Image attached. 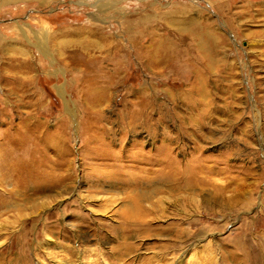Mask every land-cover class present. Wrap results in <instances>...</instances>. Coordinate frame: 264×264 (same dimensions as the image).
<instances>
[{"label": "rangeland", "instance_id": "374dc122", "mask_svg": "<svg viewBox=\"0 0 264 264\" xmlns=\"http://www.w3.org/2000/svg\"><path fill=\"white\" fill-rule=\"evenodd\" d=\"M0 202V264H264V0H0Z\"/></svg>", "mask_w": 264, "mask_h": 264}, {"label": "bare ground", "instance_id": "6f19581e", "mask_svg": "<svg viewBox=\"0 0 264 264\" xmlns=\"http://www.w3.org/2000/svg\"><path fill=\"white\" fill-rule=\"evenodd\" d=\"M201 41V39H200ZM162 53V54H161ZM156 52V54L151 55V60H155L154 62H157L158 64L161 62L162 57L165 55L163 52ZM203 57L207 60L211 58L212 52L204 48ZM164 58V57H163ZM210 68V67H209ZM202 81V80H201ZM203 89V88H202ZM201 95V94H200ZM204 97V95H203ZM136 121H133V125L135 126ZM52 138V136H49V140ZM168 154V153H167ZM167 154H157L158 156L150 162V165L161 167V169H157L153 171L154 177L152 179H147L145 181V185H143L141 189V194L139 198H149V196L152 194H158L161 189L162 183H167L170 185L173 190L177 189H188L191 187V183L196 177L197 169H195L192 166H186V167H180L174 160L171 159V157L167 156ZM12 171L13 174V180L16 183H19L24 186H29L34 184L39 189H46L48 187L47 182H51V184H55L57 186H60L64 179L63 177L56 176L55 178H52L48 181L47 179H43L42 177L38 176L35 177L33 174V168L31 165L24 163V162H18L13 168ZM4 179V178H3ZM9 179V178H8ZM101 181V179H100ZM39 184V186H38ZM142 185V184H141ZM65 187V186H64ZM168 189V187H165V189ZM58 189V188H57ZM139 192V193H140ZM3 205L2 202H0V207ZM140 208V207H139ZM130 217L137 219L140 215L139 210L137 208L130 209Z\"/></svg>", "mask_w": 264, "mask_h": 264}]
</instances>
